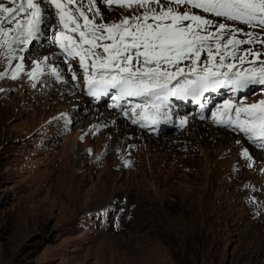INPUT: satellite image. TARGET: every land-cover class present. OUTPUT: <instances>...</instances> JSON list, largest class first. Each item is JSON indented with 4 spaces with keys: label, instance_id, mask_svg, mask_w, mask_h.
<instances>
[{
    "label": "rangeland",
    "instance_id": "374dc122",
    "mask_svg": "<svg viewBox=\"0 0 264 264\" xmlns=\"http://www.w3.org/2000/svg\"><path fill=\"white\" fill-rule=\"evenodd\" d=\"M140 11L113 7L107 19ZM0 51L4 72L11 63ZM26 76L0 79V264H264L263 152L192 121L196 127L149 138L123 113L114 116L112 101L99 108L109 114L104 124L66 123L63 116L81 112L70 104L85 101H58L63 86L42 79L37 92ZM115 120L135 133L120 138ZM115 138L125 157L109 147Z\"/></svg>",
    "mask_w": 264,
    "mask_h": 264
},
{
    "label": "snow or ice",
    "instance_id": "6c2138e0",
    "mask_svg": "<svg viewBox=\"0 0 264 264\" xmlns=\"http://www.w3.org/2000/svg\"><path fill=\"white\" fill-rule=\"evenodd\" d=\"M113 5L142 11L108 21ZM54 24L52 43L59 52L51 57L66 68L51 66L45 56L25 73L27 58L17 51L28 52L44 28L52 31ZM0 49L7 60L19 61L14 69L9 64L11 79L27 74L36 87L48 65L57 80L65 72L71 81L80 80L89 97L115 90L114 108L127 98L138 101L128 100L123 114L148 128L169 122L171 98L199 101L219 88L264 92V0H0ZM6 78L9 72H0V79ZM211 116L218 126L239 131L264 150V99L250 104L227 99Z\"/></svg>",
    "mask_w": 264,
    "mask_h": 264
},
{
    "label": "bare ground",
    "instance_id": "6f19581e",
    "mask_svg": "<svg viewBox=\"0 0 264 264\" xmlns=\"http://www.w3.org/2000/svg\"><path fill=\"white\" fill-rule=\"evenodd\" d=\"M36 50V52L34 51H32L33 52V54H34V56H33V58H32V61H31V63H29L30 64V66H31V68H33L34 67V65H35V62L36 61H39V60H42V58H43V56H45V55H47L49 52V50L47 51H45V50H38V49H35ZM1 52V51H0ZM46 52V53H45ZM18 54V56L19 55H23V54H21V53H16V55ZM28 55L26 56V58L28 57L29 58V60H30V53H27ZM1 57V56H0ZM3 58V57H2ZM1 61V60H0ZM3 61V60H2ZM15 61L16 60H12V61H9L8 60V62H10L11 63V65L13 66V69H14V63H15ZM5 62V61H4ZM3 63V62H2ZM186 63V62H185ZM6 62L3 64V66H2V64L0 65L2 68L4 67V66H6ZM25 67V66H24ZM5 70V69H4ZM10 69H9V67L7 66L6 67V70L5 71H9ZM9 75H11V74H9ZM79 75V74H78ZM50 82V81H49ZM32 83H33V81H31V86H32ZM35 83H36V87H33V90H36L37 89V86L38 85H41V84H43L44 82L42 81L41 82V84H40V82H36L35 81ZM15 85V84H14ZM47 88V87H46ZM43 89V88H42ZM59 89V88H58ZM44 90V89H43ZM41 90L40 89H37V92H40ZM56 98H57V100L58 101H65L67 104H70V102H72V100L74 99V98H69V97H65L64 96V94H63V92H59V95L57 96L56 95ZM56 100V101H57ZM76 100V99H75ZM74 101V100H73ZM63 103V102H62ZM70 105H73V107H75L77 110H80L81 112H79V113H77V115H74V116H72V115H65V116H63L61 119H63V121H65V120H69V121H71V124H73V123H75V121H77V119L79 118V117H81V118H83L84 119V123L85 124H89L90 122H93V125H94V122H97V123H100V124H104L105 122H106V119L109 117V114L107 113V111L106 110H102V109H99V108H97L96 110H95V113L94 114H92V115H86L87 114V112H90L91 111V108H90V106H89V103H86V102H84V103H78L77 102V104L75 103V104H73V103H71ZM110 123H111V121H110ZM190 124H193V123H191L190 122ZM189 124V125H190ZM125 125L123 124V123H120V121H118V120H115L113 123H112V129H116V130H118V131H120V138H122V137H124V136H126V138L128 137V136H132V134L133 133H135V130H133V129H131V128H128V127H124ZM193 126L194 127H196L197 126V124L196 123H194L193 124ZM100 127H99V125H97L96 127H95V129L96 130H98ZM111 128V127H110ZM109 129V128H108ZM117 131V132H118ZM115 132V131H114ZM219 134V133H218ZM117 136V135H116ZM221 136V135H220ZM78 137H80V136H75L74 138H73V140H72V142L70 143V146H69V152L70 153H72L73 152V149H74V147L76 146L75 145V143L77 142V140L79 139ZM223 138V137H222ZM226 138V137H225ZM224 138V139H225ZM132 140H133V138H132ZM227 142H230V143H236V142H234V141H231L230 139H229V137L227 136V138L225 139ZM172 141L173 140H171V141H165V144H164V146H165V148L166 149H168L169 148V143H172ZM241 141V140H240ZM167 142V143H166ZM107 143H110V147L112 148V149H114V150H116L117 148H120L119 150L117 149L116 151L118 152V154H119V156L120 157H125V150H123L122 149V147L123 146H125V145H123L121 142H119L118 141V139L117 138H115V139H111V141H108ZM135 143H136V141L134 142V143H128L127 141H126V145L130 148V147H132L133 145H135ZM229 143V144H230ZM239 146V145H238ZM124 148V147H123ZM237 151L240 153V152H243V150H242V148H241V146H239L238 147V149H237ZM244 153V152H243ZM262 158V157H261ZM164 166H166V163L165 162H163L162 163ZM112 181V180H111ZM105 182L103 185H102V191H101V193H102V195L104 196V198L106 199V201L107 200H110V198H109V195H108V191L109 190H111V188H112V182ZM223 183L224 184H226V181H223ZM114 188V187H113ZM170 198V197H169ZM176 199V198H175ZM113 202V201H112ZM264 228V227H263ZM262 242V241H261ZM259 243V242H258ZM256 248V247H255ZM260 249V248H259Z\"/></svg>",
    "mask_w": 264,
    "mask_h": 264
}]
</instances>
